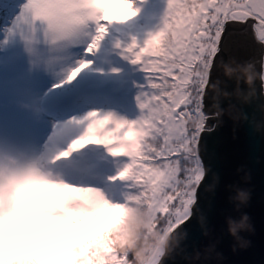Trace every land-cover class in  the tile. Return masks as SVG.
<instances>
[{"label": "rangeland", "instance_id": "1", "mask_svg": "<svg viewBox=\"0 0 264 264\" xmlns=\"http://www.w3.org/2000/svg\"><path fill=\"white\" fill-rule=\"evenodd\" d=\"M46 2L49 6L42 12L26 9V0H4L0 4V156L5 153L24 159L42 156L49 167L61 171L73 184L92 185L95 190L113 193V184L117 179L127 181L134 174L130 171L127 176L119 177L122 170L117 168L123 165L124 158L132 157L130 165L133 153L141 155L146 146L155 143L151 138L144 148H136L133 145L138 143H131L134 136H146L143 129L133 131L135 128L132 127L142 116L137 96L144 85L141 80H145L140 76L145 72L141 65L133 64L121 55L120 49L125 40L128 45L133 38L137 49H143L144 35L150 24L158 22L159 31L164 29L168 0H130L136 12L127 19L117 18L114 10L123 14V10L115 7L117 0H104V12L96 19L97 28L93 31L88 25L91 15L86 17L85 22L83 15L72 13L73 2L67 6V0ZM121 3L127 4L129 0H122ZM78 22L82 28H76ZM101 27L106 29L102 39L96 41L97 47L86 51ZM72 35L76 41L70 40L63 48L57 45ZM117 42L120 47H117ZM69 47H77L79 56L84 50V57L71 67L74 49L64 50ZM92 60L98 66L87 63V66L81 67L83 62ZM102 64L105 72L101 79H96L97 82L92 76ZM76 69L79 71L69 80ZM63 75L58 83L60 86L52 91L54 78L59 79ZM87 81L93 83L84 87L75 104L64 112L55 113V107H48L42 98H38L45 88L46 93L48 89L52 91L49 99H59ZM90 89H97V92ZM40 103H43L42 106ZM45 108L53 112L46 115ZM92 113L98 115H90ZM108 115L112 119L105 120ZM101 121H108L115 129L108 141L103 138ZM85 140L86 143L74 147L77 141ZM116 148H123L124 151H113ZM106 177L111 181L108 182ZM79 179L89 181L80 182ZM129 198L131 204L140 203L151 208L155 220L157 213L150 202L132 196ZM3 207L0 204V208ZM56 211L57 206L53 205L50 212ZM82 220L83 217L78 216L73 223ZM119 220L122 222L123 217ZM3 241L4 237L0 236V243ZM79 251L83 259L77 261L69 257L66 264H127L123 259L120 261L114 242L106 231L91 234ZM159 259L157 255L153 264H157Z\"/></svg>", "mask_w": 264, "mask_h": 264}, {"label": "snow or ice", "instance_id": "2", "mask_svg": "<svg viewBox=\"0 0 264 264\" xmlns=\"http://www.w3.org/2000/svg\"><path fill=\"white\" fill-rule=\"evenodd\" d=\"M48 6L46 0H26L25 3L26 9L37 12ZM115 7L123 10V14L114 10L119 19H127L136 12L130 0ZM250 21L254 39L264 47V0H168L164 29L152 35L145 48L137 49L133 38L121 52L148 74V84L143 86L147 91L142 90L137 96L144 114L136 127L148 132L155 143L146 146L141 155L133 153L132 164L122 170L120 176H127L130 171L134 173L129 195L150 202L157 215L164 217L162 223L174 226L188 223L202 184L200 169L204 163L196 149L211 117L204 111L203 103L207 84L195 68L214 62L227 22L248 24ZM105 31L98 28V35L86 51L97 47L96 41L102 39ZM117 47H120L119 42ZM87 63L83 62L81 67ZM78 71L76 69L68 79ZM193 114L199 122L189 126L187 118ZM104 119L112 117L108 115ZM86 142L77 141L74 147Z\"/></svg>", "mask_w": 264, "mask_h": 264}, {"label": "clouds", "instance_id": "3", "mask_svg": "<svg viewBox=\"0 0 264 264\" xmlns=\"http://www.w3.org/2000/svg\"><path fill=\"white\" fill-rule=\"evenodd\" d=\"M223 75L229 79L235 77L237 87L230 93L219 87L220 81L212 83L216 106L221 98L227 99L233 94L248 101L255 95V82L259 80L264 89V62L259 69L255 64H238L234 60L220 61ZM211 67L199 65L196 71L211 79ZM248 85V92L240 89V81ZM192 125L199 122L198 117H189ZM241 169H237L240 171ZM211 169L202 166V181ZM250 177H245L248 179ZM218 182L206 187L210 191ZM235 188L236 195L230 199L238 201L236 209L246 205L250 199L248 189ZM198 201V198H197ZM197 201H194L195 207ZM0 264H66L69 257L82 260L79 249L91 234L106 231L114 242V249L127 260V264H153L159 255L160 264L187 233L178 232L181 225L164 231L153 224V210L140 203L128 204L113 200L103 190L95 186L73 184L61 171L49 167L42 156L21 158L17 155L0 156ZM10 205V207H9ZM56 205L57 211L50 212ZM83 217L79 223H73L75 217ZM123 217L122 222L119 218ZM253 231L247 213L241 218H228V232L240 247L248 245L240 231Z\"/></svg>", "mask_w": 264, "mask_h": 264}, {"label": "water", "instance_id": "4", "mask_svg": "<svg viewBox=\"0 0 264 264\" xmlns=\"http://www.w3.org/2000/svg\"><path fill=\"white\" fill-rule=\"evenodd\" d=\"M250 25L251 21L227 22L222 33L204 96V111L211 118L197 149L203 166L211 171L199 187L191 220L177 229L187 235L162 264H264V89L257 80L255 95L248 101L235 94L221 98L219 108L224 111L220 113L210 87L217 80L219 87L230 93L237 87L235 77L223 75L221 60L251 62L257 69L264 62V47L254 39ZM240 89L248 92L243 80ZM214 174L218 175V182L207 191L206 187L214 182ZM246 176L250 178L245 179ZM230 186L251 193L247 204L239 210L238 201L230 199L236 195L235 188ZM244 213L254 230L240 231L239 235L249 241L247 246L240 247L228 232V218L238 221Z\"/></svg>", "mask_w": 264, "mask_h": 264}, {"label": "bare ground", "instance_id": "5", "mask_svg": "<svg viewBox=\"0 0 264 264\" xmlns=\"http://www.w3.org/2000/svg\"><path fill=\"white\" fill-rule=\"evenodd\" d=\"M121 1L122 0H117L118 3H121ZM72 2L74 3V5L72 4V6H73L72 13L79 15L80 14V10L83 9V14H81V15H83L84 21L86 22V20H87L86 17L88 15H91V20L88 19V25L90 27V30L93 31L94 29H96L97 28L96 19L104 12V8H105L104 0H67V3L65 5L66 6L67 5H70ZM78 27L79 28H82L80 22H78V26H76V28L79 29ZM73 36L74 35L62 39L61 41L58 42L57 45L59 47H62L63 48L64 46H66L67 43H69L70 40H72V39L75 40ZM124 42H125L124 43V46H122L121 49H120L121 52L123 51L124 47L127 46V40H125ZM91 44H93V41L90 42V45ZM75 46H77V43L76 42H75ZM76 48L77 47H73V48L69 47V48H65L64 49V50H67V51H71L72 49H74V56L75 57L71 60L70 67L73 66V65L75 66L80 57H84V50H81V53H80V56H79V54H78V51L79 50L76 49ZM88 62H89L88 65H91V66H96L97 65L95 60L88 61ZM104 67L105 66H103V64H102V66H100V67L97 68V70L94 72V74L92 76V79L93 80L97 81L96 79H101L102 78V74L105 72V70H104L105 68ZM62 78H64V75H63V77H61L59 79H57L56 77L54 78V80H53V82L51 84V86H53L52 91L54 90V88L56 87V85H59L58 83L60 82V80H62ZM92 83H93L92 81H87V82L79 85L76 88V90L71 91L70 94L65 95V96H62L59 99H49L48 96L50 95V93L52 91L49 92V89H48V92L46 93V89L43 88L40 91V93L38 95V98H42V101L45 102V103H47V106L48 107H50L51 105H52L51 108L55 107L54 108L55 113L60 112V111L64 112L67 107H70L72 104H75L74 102H76V99L78 98L77 95L79 93H82L80 91H82V89L84 87H87V86H89ZM90 90H91V92H97V89H90ZM42 91H44V92H42ZM40 104L42 106L43 103H40ZM43 111H44V113L46 115L51 114V112H53V110L49 111L46 108ZM42 116L44 118V115H42Z\"/></svg>", "mask_w": 264, "mask_h": 264}, {"label": "trees", "instance_id": "6", "mask_svg": "<svg viewBox=\"0 0 264 264\" xmlns=\"http://www.w3.org/2000/svg\"><path fill=\"white\" fill-rule=\"evenodd\" d=\"M4 0H0V4L1 2H3ZM151 23V22H150ZM153 25V27H151ZM148 28H146V34L144 35V43H143V47L145 48L146 47V44H147V41L151 38L152 35L160 32L159 31V24L158 22H155L154 24H150L147 26ZM162 43H163V40H162ZM211 64L212 62L209 61L207 63H202L200 65H207L209 67H211ZM199 66V65H197ZM196 66V68H197ZM196 68H195V72L196 71ZM198 73V72H197ZM147 73H143L140 77L141 78H144L145 80H141V82L143 81L144 82V85L148 84V77H147ZM202 76V75H201ZM139 77V76H138ZM205 78V82L207 81L208 77L207 76H203ZM140 79V78H139ZM147 80V81H146ZM158 82V81H157ZM141 86V91H147L146 88H143V86ZM141 91L139 94H141ZM138 106H139V110H140V115H143L144 114V110L140 107L139 103H138ZM135 109V108H134ZM134 109L131 110V112L134 111ZM136 110V109H135ZM188 121V120H187ZM188 125L189 126H192L191 122L188 121ZM134 127L135 129L134 130H138L136 125L132 126ZM103 128H104V137L106 141H108L107 139L109 138L110 134L112 133V131H114L115 129L112 128V124H110L108 121H103ZM144 132H146L144 130ZM149 138H150V134L148 132H146V136L144 138H134L131 140V143L133 144L134 142L135 143H138V145H133L134 147H145V143H147L149 141ZM111 145H113V143H110ZM108 145V144H107ZM140 149V148H139ZM197 151V149H196ZM132 159L131 158H124V160L122 161V166H119L117 169L118 170H124L126 168V166H128V163L130 162V160ZM90 161V160H89ZM88 165V164H87ZM80 171H78L77 173H79ZM119 177H122L120 176L119 174ZM80 180V179H79ZM106 180L108 182H110V178L109 177H106ZM88 182L89 180L88 179H81L80 182ZM134 183V181L130 178L129 180L127 181H124V180H121V178L118 180H116L113 184L114 188H112L114 191L113 193L109 192L106 190V193H108V195L115 201H120L121 203H128V204H131V199L129 198L130 195H129V186ZM164 220V217L162 215H157V217L155 218V220L153 221V224L155 227H158L160 228L161 230H164V231H167L169 230L171 227H174V225H171V224H167V223H162V221ZM119 257H120V261L123 259L126 263H127V260L122 257L119 253H118Z\"/></svg>", "mask_w": 264, "mask_h": 264}, {"label": "built area", "instance_id": "7", "mask_svg": "<svg viewBox=\"0 0 264 264\" xmlns=\"http://www.w3.org/2000/svg\"><path fill=\"white\" fill-rule=\"evenodd\" d=\"M207 82H208V79H207V81H206V84H207ZM203 103H204V102H203ZM189 117H195V116H194V114H193V115H191V116H189ZM189 117H188V118H189ZM188 118H187V120H188L189 122H191Z\"/></svg>", "mask_w": 264, "mask_h": 264}]
</instances>
